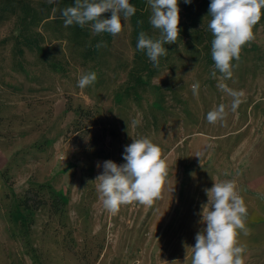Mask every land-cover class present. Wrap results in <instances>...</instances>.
<instances>
[{"label":"rangeland","instance_id":"1","mask_svg":"<svg viewBox=\"0 0 264 264\" xmlns=\"http://www.w3.org/2000/svg\"><path fill=\"white\" fill-rule=\"evenodd\" d=\"M12 25H0V264H116L121 245L146 241L160 248L153 260H165L169 243L181 246L203 225L197 217L208 202L205 189L233 181L239 193L264 176L263 26L231 62L230 78L183 59L154 79L161 94L147 91L142 100L118 103L115 93L126 78L121 67L133 57L128 20L115 36L114 69L85 88L78 79L88 68L76 63L67 73L32 62L16 70L10 44L3 42ZM232 91L243 93L235 111ZM157 98L161 107L152 104ZM221 104L224 120L209 123L208 112ZM145 137L161 148L168 165L161 197L150 207L122 205L113 215L103 207L96 179L103 162L126 163L125 147ZM201 139L209 144L197 157ZM4 170L17 193L31 181L51 182L69 197L66 215L41 213L26 242L9 222ZM129 254L137 264L135 252Z\"/></svg>","mask_w":264,"mask_h":264},{"label":"clouds","instance_id":"2","mask_svg":"<svg viewBox=\"0 0 264 264\" xmlns=\"http://www.w3.org/2000/svg\"><path fill=\"white\" fill-rule=\"evenodd\" d=\"M53 0H49L52 3ZM152 14L149 22L160 30V38L152 39L145 31L138 34L137 49L146 52L154 66H159L160 57L167 54L165 44L176 43L179 38V0H147ZM191 3V0H184ZM264 10V0H211L208 27L214 37L211 42V58L215 69L225 78L232 76V61L239 60L242 46L254 39L253 28L260 21ZM111 12V18L102 14ZM136 13L129 0H75L73 6L62 10L64 26L73 24L83 28L91 24L96 34L109 33L113 36L122 31L121 16L126 21ZM106 47V43L96 47ZM216 72H212L215 77ZM97 79L94 71L78 79V87L85 88ZM223 90L224 86L220 85ZM199 83L193 85L194 95L198 94ZM233 97L232 111L241 103V92H230ZM225 105L209 111L207 120L215 124L225 118ZM135 123H138L135 122ZM201 154H197L200 157ZM123 159L126 163L118 165L111 160L103 162V173L96 179L105 210L115 215L122 205L138 202L152 206L161 197L162 186L168 175L166 159L162 158L161 148L151 139H135L125 147ZM207 204L203 205L202 223L206 227L195 236L191 247V264H244L243 253L246 246L239 242L240 232L245 235L247 209L237 192L233 181L216 183L205 189ZM167 262V261H166ZM168 264V262H167ZM171 264H177L173 260Z\"/></svg>","mask_w":264,"mask_h":264},{"label":"trees","instance_id":"3","mask_svg":"<svg viewBox=\"0 0 264 264\" xmlns=\"http://www.w3.org/2000/svg\"><path fill=\"white\" fill-rule=\"evenodd\" d=\"M129 2L136 8L135 15L128 19L133 57L130 64L118 66L126 74L115 93L118 103L127 99L142 100L147 91L161 94L162 87L154 83V79L166 69L177 68L183 59L215 69L211 58L214 37L208 27L211 0H191L188 4L179 0V38L176 43L164 45L167 54L160 57L159 66H154L146 52L137 49L140 31H145L154 40L160 38V30L153 28L149 22L151 7L147 0ZM74 3L75 0H53L52 3L49 0H0V25L10 20L13 22L11 33L3 42L10 44L12 65L16 70L24 71L27 63L32 62L51 72L67 73L72 63H76L87 67L88 72L94 71L99 82L105 71L114 69L115 55L112 48L115 36L109 33L96 34L91 24L83 28L77 24L64 26L62 10ZM102 16L111 18V12ZM261 26L264 27V10L253 33ZM100 43H106L107 46L97 48L96 45ZM246 48L247 44L241 50ZM215 71L220 73L217 69ZM152 104L161 107L162 100L157 98ZM79 115L85 114L80 112ZM2 174L4 185L8 188H5L4 195L9 222L19 229L26 242L41 213L51 217L66 215L69 197L51 182L31 181L21 193H17L8 181L6 170Z\"/></svg>","mask_w":264,"mask_h":264},{"label":"crops","instance_id":"4","mask_svg":"<svg viewBox=\"0 0 264 264\" xmlns=\"http://www.w3.org/2000/svg\"><path fill=\"white\" fill-rule=\"evenodd\" d=\"M203 151H195V155L203 154L205 152L208 141L201 139ZM259 182L249 185L248 190L240 191L238 194L243 199L244 204L247 209V215L245 217V227L248 231V234L245 235L243 232H240L238 237L239 242L246 246L245 252L243 253L244 264H264V176L258 180ZM155 217V221L161 222L164 220L163 217ZM198 221H202V217H197ZM168 222L169 217L165 219ZM206 227L203 225L197 231L200 232ZM196 241L195 237L187 242L173 243L170 246L168 244V250L165 253L169 254L165 260H153L151 254H155L157 250H160L158 247H154L149 244L148 241L144 242L139 247H129L124 243L121 245L117 251V263L116 264H131L133 259L130 260L131 256L129 250L135 252V259L137 264H171L173 260L177 261V264H191L192 250L191 247H194ZM111 264H114V260ZM167 261V262H166Z\"/></svg>","mask_w":264,"mask_h":264}]
</instances>
